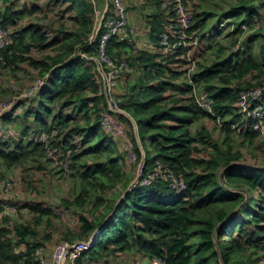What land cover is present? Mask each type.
<instances>
[{"label":"trees","instance_id":"obj_1","mask_svg":"<svg viewBox=\"0 0 264 264\" xmlns=\"http://www.w3.org/2000/svg\"><path fill=\"white\" fill-rule=\"evenodd\" d=\"M63 1L75 12L79 28L49 38L39 25L17 28L15 20L22 14L18 0H0L5 4L0 23L14 28L12 41L1 51L6 65L17 70L28 58L45 78V85L27 99H39L37 104L30 102L16 117L0 116L3 123L21 121L17 135H0V159L11 166L32 152H46L50 160L61 154L66 173L79 167L78 191L74 199H64L67 207L81 208L77 236L91 239L79 262L138 254L163 264H264V164L244 163L243 151L245 146L256 147L263 135L233 126L243 125L235 105L239 91L264 82V42L259 51L256 48L264 0H228L227 6L221 0H184L194 16L191 34L200 40L207 34L232 39V49L220 47L208 64L202 63L206 57L201 55L198 70L195 67L191 74L186 69L191 63L187 50L164 55L159 49L160 34L175 16L163 8L164 0H145L155 6L146 16L149 47L141 45L129 54L127 49L135 47L138 36H112L109 53L130 65L121 76H128V84L117 95L137 125L131 139L142 160L140 179L128 189L115 135L102 127L109 107L101 93V74L93 61L82 56L97 53L104 26L97 32L92 0ZM223 21L226 25H221ZM243 25L255 31L249 40L240 38L246 31ZM208 45L211 50L212 44ZM35 49L54 50L36 59L30 56ZM179 78L184 86L175 82ZM196 87L214 97L220 118L197 104L192 94ZM57 105L72 106L82 117L57 111ZM121 116L133 127L127 116ZM208 118L217 122L220 134L210 130ZM68 129L80 137L85 151L79 152L71 139L59 140ZM49 150L55 151L51 158ZM158 167L162 172L155 173ZM168 172L185 185L178 190L165 178ZM150 175L153 179L145 181ZM18 205L19 211L28 207L33 219L20 224L2 217L0 264H40L37 249L45 243L41 228L51 224L53 209Z\"/></svg>","mask_w":264,"mask_h":264},{"label":"rangeland","instance_id":"obj_2","mask_svg":"<svg viewBox=\"0 0 264 264\" xmlns=\"http://www.w3.org/2000/svg\"><path fill=\"white\" fill-rule=\"evenodd\" d=\"M221 1L224 2L222 6H227L229 3L228 0ZM35 6L37 7L36 9H34ZM222 6L220 7L222 8ZM102 7L103 5H100L98 11ZM18 10L22 11V14L19 19L15 20L17 28H23L28 25H39L45 28L49 38L60 35V33L63 36L65 31L71 32L76 28H79L80 25L75 12L72 9H69L67 3L62 0H18ZM260 25V32H262V35L256 40V48L258 51L261 44L264 42V10H261ZM12 29L14 28L12 27L11 30ZM253 30L254 29L250 27L244 31L240 36L241 40L243 41L245 38L248 39V37L251 38V33L255 32H252ZM196 37L197 42L192 47L194 59L197 63L196 70H198V61L201 55L206 57V61L204 60L202 63L208 64L212 58L216 57L220 47L226 48V50L230 48L232 49L231 38L224 40L222 38L221 40L218 38L212 39L209 34L205 36L203 35L201 40L199 36ZM208 44H212V48H210L212 51L209 50ZM140 45L144 46V42L141 41ZM53 50L48 49L42 51L41 49H35V51L31 52L30 56L31 58L34 57L38 59L49 54V51L53 53ZM18 68L19 67H17V70H14V68L9 65L2 66L0 70V100L4 101L17 95L13 90L14 85L12 82L16 81L23 86H28L33 82L34 77H41L39 72L40 69H38L28 58L20 64L19 70ZM188 68L189 65L186 66V69ZM127 77L128 76H123L120 78V83L117 88L118 92H121V90H124L127 86ZM22 78L24 83L19 81ZM175 82L180 86H184L185 84V81L182 78L177 79ZM2 85L7 87H3ZM261 86L264 89V82ZM253 87H256V85L251 86L250 88ZM32 97L25 99L27 100ZM38 100L39 99L27 100L24 104L28 105L30 102L31 104H37ZM72 108V106L60 107V105L55 107L57 111H62L66 114H73L71 116L81 118L82 115H78L79 113H77L78 109L73 111ZM111 116L112 118L116 117L115 121L122 122L112 129V133L113 130L116 131L113 133L115 135L114 146L117 151H119V154L121 153L120 155H122V167L127 174L126 188H129L131 185H134L135 182L137 183L141 176L140 163L142 160H139L137 151L133 149L134 144L131 139L132 132H136L137 129L135 130L129 122L125 121L122 116H119V113H116V116ZM12 121L7 123L0 122V135L18 134L21 129V121ZM205 123L215 135L220 134V129L217 128V122L214 119L208 118ZM34 128V132H36L37 128ZM69 129L64 132L59 140L64 141V138L71 139L74 144L78 145L79 152L85 151L81 146L80 137H78L77 134L70 133ZM255 143L256 147L247 148L245 146L243 148L245 154L244 163H247L248 165L264 164V135L260 140L255 141ZM10 145L11 148L14 149L15 143ZM63 160L61 154H58L55 159L50 160L47 158L46 152L39 154L32 152L26 157H23L20 163L11 166L0 159V220L4 216H9L20 224L32 220L33 213L29 208L25 207L19 211L18 204H40L41 206H47L53 209V213L48 217V221L50 220L51 224L45 223L41 228L43 233L42 238L45 243L37 249V258L40 260V264H53V252L59 244L64 242L74 243L83 240L77 236L78 211L81 210V208L76 205L67 207L64 203V199H74L73 197L78 191L77 186L80 184L82 174L77 166L71 168V171L66 173L64 169H62ZM144 180L148 181L146 179ZM120 187L122 188V186ZM119 199L117 198V202ZM11 203H15V205H11ZM46 234H50V237L46 238ZM69 237L72 241L66 239ZM142 259L141 255L138 254L135 256L125 254L114 258L113 263L133 264L134 262H140L142 264H148L144 263ZM113 263L111 262L110 264ZM77 264H102V260H89L83 262L77 260Z\"/></svg>","mask_w":264,"mask_h":264},{"label":"built area","instance_id":"obj_3","mask_svg":"<svg viewBox=\"0 0 264 264\" xmlns=\"http://www.w3.org/2000/svg\"><path fill=\"white\" fill-rule=\"evenodd\" d=\"M96 1V0H93ZM108 13L105 20L104 29L100 35L97 53L95 55L82 53V56L87 60H91L96 64L97 70L101 74L103 93L108 101V111L103 114L102 127L107 131L112 132V129L121 123L112 118L111 115L116 116V113H122L123 109L120 106L121 99L117 95L116 89L119 83V77L127 70L130 69L129 62L126 59L117 60L114 58L108 50L109 42L115 34L124 33L129 25L128 19V7L125 0H108ZM163 8L173 12V23L166 28L160 34V46L159 49L165 55L175 53L179 48L187 50V55L190 60L189 73L196 67V61L192 51L193 45L197 42V37L189 32V29L193 25L194 16L193 12L186 5L184 0H164ZM221 25H226L222 23ZM245 29L249 26L243 25ZM12 30L10 28L0 25V63L6 65L1 51L12 41ZM239 49V47H235ZM7 66V65H6ZM14 85V92L16 96L7 99L0 100V116L4 114H11L16 117L20 114L21 109L17 108V102L21 98H28L36 95L39 88L45 85L44 76L35 77L33 82L26 85H21L18 82H12ZM3 87H7L2 85ZM197 104L207 112L212 113L214 116H218L215 105V99L211 94L203 89L194 88L192 92ZM239 112L243 115V125L233 124L240 130L251 129L264 135V89L262 86L257 85L253 88H243L239 91V97L236 103ZM114 112L111 113V111ZM219 117V116H218ZM217 117V118H218ZM220 118V117H219ZM221 121V119H218ZM116 132L113 130V133ZM54 150H49L48 156L53 157ZM57 156H54L55 159ZM162 172L160 167L155 170V173ZM165 178L169 179L171 183L179 190L181 186H184L182 179L177 178L171 172L165 174ZM150 182L153 176L145 178ZM91 240L76 241L74 243L64 242L59 244L53 252L54 262L53 264H77V260L80 258L82 252L90 247ZM133 264H142L140 262H134ZM155 264H163L161 260H155Z\"/></svg>","mask_w":264,"mask_h":264},{"label":"crops","instance_id":"obj_4","mask_svg":"<svg viewBox=\"0 0 264 264\" xmlns=\"http://www.w3.org/2000/svg\"><path fill=\"white\" fill-rule=\"evenodd\" d=\"M125 1L127 3V6H128V18H129L128 29L125 32L126 36L128 39H132L133 38L132 35L138 36V42L135 45V47L134 48L128 47V49H127V51H129V54H132L133 52H136L137 49L142 47L140 45L141 41L144 42V46H147V47L150 46L151 41L149 40L148 35H147L148 30H149V25H148L146 16L148 14L153 13L155 6L153 7L152 4L146 3L145 0H125ZM93 2L96 5L97 22L98 21L103 22L107 16V13H108V2L109 1L103 0V3H102V0H96ZM4 5H5L4 3L0 2V9L4 10ZM100 5H103V7L100 8L98 11V7ZM99 17H100V19H99ZM0 25L3 26L1 23H0ZM44 30H45V28H44ZM59 36L61 37L62 35L60 34ZM49 54H50V51H49ZM19 81L24 83L23 78L20 79ZM24 106H26V105H24V103H22V101L18 102L16 105L17 108L21 109V111L23 110ZM112 113H114V112H112ZM120 256H122V255H120ZM116 257H118V256H116ZM116 257L110 258V260H108V262H106V259H103L102 264H110L111 262L113 263L114 258H116ZM141 257L143 258L142 260L144 263L154 264L153 260L145 258L144 256H141ZM113 264H116V263L114 262Z\"/></svg>","mask_w":264,"mask_h":264},{"label":"clouds","instance_id":"obj_5","mask_svg":"<svg viewBox=\"0 0 264 264\" xmlns=\"http://www.w3.org/2000/svg\"><path fill=\"white\" fill-rule=\"evenodd\" d=\"M92 1H93V0H92ZM127 7H128V6H127ZM106 18H107V16H106ZM106 18H105V20H106ZM128 19H129V18H128ZM105 20H104L103 22H100V21L97 22V26H96L97 32H98V31L104 26V24H105ZM224 22H226V21H223L222 23H224ZM103 29H104V28H103ZM103 29H102V31H103ZM127 29H128V27H127ZM246 30H247V29H246ZM126 31H127V30H126ZM208 32H210V31H208ZM123 37H127V36H126V33L123 35ZM98 42H99V41H98ZM237 50H238V49H237ZM163 54H164V53H163ZM164 55H165V54H164ZM196 64H197V63H196ZM125 72H126V71H125ZM125 72H124V73H125ZM124 73H123V74H124ZM123 74H122V75H123ZM122 75H121V76H122ZM121 76H120V77H121ZM120 77H119V78H120ZM118 84H119V83H118ZM117 87H118V86H117ZM116 92H118L117 89H116ZM209 93H210V92H209ZM120 99H121V98H120ZM236 103H237V102H236ZM236 103H235V105H236ZM121 108H122V107H121ZM122 109H123V108H122ZM110 111H111V110H110ZM112 112H113V111H111V113H112ZM113 114H114V113H113ZM122 114L125 115V116H127V117L133 122V127H134V129L136 130V129H137V125H136V123L134 122L133 117H132V116H131L126 110H124V109H123V112H122V113H121V112L119 113V116H121ZM241 115H242V114H241ZM242 117H243V115H242ZM243 123H244V121H243ZM239 125H240V124H239ZM140 165H141V163H140ZM89 240H91V239H89ZM85 241H87V240H85ZM78 261H79V259H78ZM153 262H154V264H155V261H154V260H153Z\"/></svg>","mask_w":264,"mask_h":264},{"label":"water","instance_id":"obj_6","mask_svg":"<svg viewBox=\"0 0 264 264\" xmlns=\"http://www.w3.org/2000/svg\"><path fill=\"white\" fill-rule=\"evenodd\" d=\"M103 19V18H102ZM143 146L141 145V148H142Z\"/></svg>","mask_w":264,"mask_h":264}]
</instances>
